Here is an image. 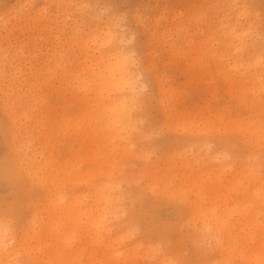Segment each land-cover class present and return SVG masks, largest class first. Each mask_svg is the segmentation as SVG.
<instances>
[{
    "label": "rangeland",
    "instance_id": "374dc122",
    "mask_svg": "<svg viewBox=\"0 0 264 264\" xmlns=\"http://www.w3.org/2000/svg\"><path fill=\"white\" fill-rule=\"evenodd\" d=\"M69 3L115 4L128 18L139 57L134 71L149 88L142 107L131 112L134 125L127 124H139L142 136L130 132L124 143H113V134L97 129L104 123L98 110L99 116L93 115L101 124L93 125H100L95 128L100 136L94 147L78 127L86 117L76 89L61 91L47 84L50 72H42L48 63L55 66L53 54L79 67L64 29L77 22L69 20L70 13L78 11L80 18L89 13L60 7ZM20 5L48 10L42 16L39 7ZM262 17L264 0H0V90L10 85L14 100L27 91L30 74H37L39 84L35 94L18 98L31 99L22 110L33 121L20 117L16 126L0 93V208L16 203L22 209L13 226L16 240L23 241L17 259L33 264H166L178 256L183 264H245L258 255L260 239L253 233L260 230V179L258 172L250 177L244 161L249 152L259 155V137H245L246 148L235 153L240 161L235 168V161L220 154L228 136L253 121L258 124L264 111L259 72L249 69L259 60ZM253 32L256 41L242 38ZM209 122L215 140L196 139L202 129L194 125ZM25 140L30 147H24ZM37 159L49 166L42 182L34 178L35 168L18 169L15 178L4 174L6 162L16 166ZM100 188L110 191V199L114 196L111 207L116 210L107 215L97 238L73 216L80 203L89 207L94 202L91 195ZM226 219L231 221V246H204L194 238L209 226L223 231ZM111 240L116 245L108 249L105 243ZM114 250H122L121 260L115 261Z\"/></svg>",
    "mask_w": 264,
    "mask_h": 264
},
{
    "label": "snow or ice",
    "instance_id": "6c2138e0",
    "mask_svg": "<svg viewBox=\"0 0 264 264\" xmlns=\"http://www.w3.org/2000/svg\"><path fill=\"white\" fill-rule=\"evenodd\" d=\"M40 9L41 14L48 10L44 5H20L21 9L35 10ZM54 7V6H53ZM62 8L86 10L89 15L80 18L79 12L69 14V20L76 19V24L71 27H65L64 35L68 36L70 41L79 45L76 50L81 48L88 52L92 58L90 66L82 73H79L81 83L88 89L107 88L108 92L104 98V104L108 107H102L100 116L102 120L108 121V126L113 133V143H124L127 135L131 132L133 137L142 136L143 133L139 124L129 128L125 125L128 111L138 110L142 107L141 101L148 92L149 85L142 75H137L134 71L139 65L138 52L135 50V37L128 33L129 22L126 15L121 14L120 9L115 4L87 3V4H68L60 5ZM230 7V6H224ZM237 9L239 5L235 6ZM257 38L256 34L246 33L245 39ZM259 43L261 45L258 61L249 65L253 72H259L258 85L260 89V102L264 105V17L259 26ZM59 71V68L57 69ZM123 96L122 101L118 100L115 104L111 103L113 97ZM10 102L6 97V103ZM194 128H200L202 131L195 137L204 142L214 141L215 134L211 131V122L207 124L194 125ZM257 136L260 142L259 155L249 152L248 158L244 161L247 171L251 176L257 174L260 179L259 198L261 213L259 216L260 230L253 233V237L259 236L260 245L258 255L253 259L246 261L245 264H264V111L261 113L259 123L255 121L249 123L240 132H234L226 138L227 148L220 155L226 156L229 161H235L233 167L239 166L240 161L235 159V153L246 148L245 137ZM31 141L25 140L24 147H30ZM23 152V147L21 148ZM259 162L258 169L256 162ZM25 167L37 169L34 177L37 180L47 178V168L49 167L42 159L35 161L22 160L16 166H9L6 162L4 174L6 177L15 178L18 169ZM22 209L16 203H5L0 208V247L7 249L6 241H9L16 234L13 226L20 222ZM134 212V209H133ZM229 219L225 220L223 231H213L207 228L194 235L204 246H213L216 243L228 244L231 246L233 241L228 234ZM238 243V242H237ZM160 251H163L161 247ZM4 264V261H0ZM8 264H33V262L14 260ZM166 264H183L181 258L174 257L166 261ZM224 264H240L238 261L227 260Z\"/></svg>",
    "mask_w": 264,
    "mask_h": 264
},
{
    "label": "bare ground",
    "instance_id": "6f19581e",
    "mask_svg": "<svg viewBox=\"0 0 264 264\" xmlns=\"http://www.w3.org/2000/svg\"><path fill=\"white\" fill-rule=\"evenodd\" d=\"M64 1H67V0H64ZM71 3H72V0H71ZM70 4V3H69ZM83 9H81V11H82ZM84 11V10H83ZM82 11V12H83ZM85 13H86V11H85ZM42 16H44V13L42 14ZM251 24H248V29H247V31L251 28H249V26H250ZM252 26V25H251ZM251 32V31H250ZM242 34V33H241ZM240 35V34H239ZM243 35V34H242ZM241 35V36H242ZM236 36V34L235 35H233V37H235ZM238 36V35H237ZM243 36H245V35H243ZM242 36V38L243 39H245L244 37ZM236 38V37H235ZM242 38L240 37V39L239 40H242ZM230 40V39H229ZM233 40H234V38H233ZM239 40H238V42H239ZM247 40V39H246ZM245 40V41H246ZM253 40L254 39H252V41H250V42H253ZM190 41V40H189ZM188 41V42H189ZM232 41V40H231ZM230 41V42H231ZM237 41V40H236ZM236 41H234L235 43H237ZM248 41H249V39H248ZM254 41H256V40H254ZM229 42V44H231V45H229L230 47L232 46V42L230 43ZM234 42H233V44H234ZM243 42V41H242ZM240 43V42H239ZM246 43V42H245ZM248 43V42H247ZM255 43V42H254ZM238 44V43H237ZM242 43H240V45H241ZM251 44H253V43H251ZM236 45V44H235ZM235 45L233 46L234 47V49L235 50H237V48H239L238 46L239 45H237L236 47H235ZM242 45H244V44H242ZM256 45H257V43H256ZM252 46V45H251ZM72 47H75V51L76 52H74V53H72V57H73V62H75V63H78L77 65H79V67L78 68H76L75 67V65L74 64H72V63H70L69 65H68V63L67 62H65V60H66V58H64L63 57V55H57V54H53V57L55 58V60H56V63H55V66L53 67L52 65H50L49 63L48 64H46V69H45V71L44 72H42V74H45V73H47V72H50L49 74V76H47V79H46V81H47V84L48 85H51V86H53L54 88L56 87L58 90H61V91H66V89L67 88H69V87H71L72 89H76V94H78V97H77V99H78V101H80V104L82 105V107L84 108V110H85V112H84V115H85V117H86V119L84 120L85 122L84 123H86V124H88V125H78V127H79V129H80V131L82 132V135L83 136H85L86 138H89L90 139V141L92 142H90L91 144H93V146L95 147V146H97V144H98V142H99V136L100 135H98L99 134V132L101 131V132H106V133H111V134H113L112 132H111V130H110V128H109V126H108V121L107 120H104L103 122V125H102V127L100 126V128L101 129H99V128H97V127H99V126H97V125H93L95 122L94 121H96V124H97V122H99L101 119H94V117H96V116H99L100 115V113H98L99 115H97V112H98V110L100 111L101 110V108L102 107H104V108H106V107H108V105H106V104H104V98L101 96V93H104L105 95L107 94V92H108V89L107 88H100V89H88V88H86L82 83H81V78L79 77V73H82V72H84L89 66H90V64H91V62H92V58H91V56H90V54L88 53V52H86L85 50H83L82 48L79 50V51H77L76 49L77 48H79V45L78 44H76V43H74V42H72ZM232 47V48H233ZM253 47H255V45L253 46ZM10 63H12V62H10ZM29 68H31V67H29ZM59 68V72L56 74V72H54L55 70H57ZM28 72H26V74H27ZM136 73V72H135ZM138 73V72H137ZM3 75H1L0 74V77H2ZM19 77V76H18ZM36 77H37V74H30L29 75V77H28V80H29V83H28V88H27V91H23V93L18 97V98H20V97H24V96H26V93L28 94V96H32L33 94H35V92L37 91L36 89L35 90H33V88H35L36 86H39V84H37V82H36ZM59 77H61L62 78V80H61V82H60V84L59 85H55V83H56V81H57V79H59ZM24 80V79H23ZM25 80H27V78H25ZM23 84V83H22ZM0 93H2L3 94V96H5V100H4V103H5V107L6 108H8L10 111H11V113H10V118H12V122H14V125L16 126L17 125V121L19 120V118L20 117H24V118H26V121H33V116L32 115H30V114H27V113H25L22 109H23V106L25 105V104H27V102H29L31 99H29V97L28 98H25L24 100H20L19 102H18V98L16 99H14V100H10V96L12 95V93H13V90H12V88L10 87V85H8L7 86V88L5 89V90H0ZM92 94H94L95 96L94 97H92ZM6 97L7 98H9V100H10V102H8V103H6ZM124 99V97L123 96H120V97H113L112 98V100H111V103L112 104H115L118 100H120V101H122ZM37 109H38V107H36ZM48 108V106H46V107H43V109L41 108V110L40 111H42V114L44 113V111L46 110ZM17 109H20L21 111H18ZM94 112H96V116H94L93 114H94ZM132 112V110L130 109L129 111H128V113H127V116H126V120H125V123L127 124V123H130V122H132V116H133V114L131 113ZM131 114H132V116H131ZM97 118V117H96ZM99 118H101V116H99ZM97 120H99V121H97ZM100 124H101V122H99ZM133 123V122H132ZM125 124V125H126ZM95 126V127H93V126ZM128 125V124H127ZM126 125V126H127ZM133 125H134V123H133ZM90 128H89V127ZM97 126V127H96ZM129 126V125H128ZM131 127H133V126H131ZM130 126H129V128H131ZM89 128V129H88ZM95 128H97L98 130H100L99 132L95 129ZM19 129V128H18ZM52 129V128H51ZM78 130V129H77ZM17 131H15V133L13 134V139H14V141H17L18 139V136H17V133H16ZM46 133V132H45ZM110 134V135H111ZM101 135H103V133L101 134ZM105 136H106V134H104ZM109 136V135H108ZM111 137V136H110ZM111 138H113V135H112V137ZM19 146V145H18ZM17 146V147H18ZM34 172V171H33ZM32 174V173H31ZM34 176H36V173L34 174ZM33 176V177H34ZM38 181H40V182H42L41 180H38ZM112 183V182H111ZM108 184V183H107ZM110 184V183H109ZM51 184H50V182H49V184H48V186H50ZM106 186V185H105ZM96 188H98V187H96ZM48 189H49V191H50V188L48 187ZM105 190V189H104ZM104 190H103V188H100V189H96V190H94V192L92 193V198H93V200H94V202L89 206V207H83L82 206V204L83 203H80V205L79 206H77L76 207V210H74V213H75V215L73 216L74 217V219L75 220H78L79 219V221H80V223L82 222L83 223V225H85V226H83V229H84V227H86V233H94L95 235H96V237L98 238V236H101V234H100V232H101V230H103V228L105 227V220L106 219H109V218H107V215L109 214V213H111V212H113V211H115L116 209V207H115V205H114V210L112 209V207H111V204L113 203V202H111V200L112 199H115L114 198V196H112L113 198L112 199H110V197H109V195H108V193L110 192V191H108V193H105L104 192ZM107 190H108V188H107ZM106 190V191H107ZM255 192V191H254ZM112 194L111 195H113L114 193H113V191L111 192ZM116 193V192H115ZM247 194H249V193H247ZM255 195V194H254ZM256 196V195H255ZM89 196H87L84 200H86L87 198H88ZM115 197H117L116 195H115ZM121 197V196H120ZM105 198V199H104ZM48 199L49 200H53L52 199V194H50V192H49V197H48ZM251 199V198H250ZM74 200H78V199H76V197H75V199ZM117 200V199H116ZM105 202V205L102 207H99V204L101 203V202ZM118 203V202H117ZM226 203V202H225ZM114 204H115V202H114ZM195 205V204H194ZM189 206V205H188ZM198 206V205H197ZM197 206H196V209H197ZM117 208H119V207H117ZM190 208H191V206H190ZM201 208V207H200ZM195 209V208H194ZM213 209V208H212ZM211 209V211H214V209L212 210ZM229 209V208H228ZM227 209V210H228ZM193 210V209H192ZM201 210V209H200ZM199 210V211H200ZM118 211V210H117ZM191 211V210H190ZM198 211V210H197ZM193 212V211H192ZM206 212V211H205ZM114 213H117L118 214V212H114ZM114 213H112V214H114ZM200 213H202V212H200ZM212 213V212H211ZM198 214V213H197ZM203 214V213H202ZM110 215V214H109ZM113 217H114V215H112ZM204 216V215H203ZM209 216V215H208ZM202 217V216H201ZM204 217H206V216H204ZM209 217H211V216H209ZM209 217H207V218H209ZM216 217V216H215ZM111 218V217H110ZM85 219V220H84ZM202 219H204V218H202ZM220 219V218H219ZM219 219H218V221H219ZM111 220V219H110ZM201 220V219H200ZM209 220V219H208ZM213 220V219H212ZM216 220V219H215ZM214 220V221H215ZM239 220V219H238ZM237 220V222L239 223L240 221H238ZM242 220V219H241ZM217 221V222H218ZM221 221V220H220ZM203 222H205V221H203ZM210 222V221H209ZM216 222V223H217ZM77 223V222H76ZM210 223H212V222H210ZM215 223V224H216ZM221 223V222H220ZM242 223V222H241ZM202 224L203 223H201L200 225L202 226ZM223 224V223H222ZM209 225H211V224H209ZM214 225V224H213ZM217 225V224H216ZM82 226V225H81ZM107 226V225H106ZM205 226H208V225H204V227ZM204 227H202V228H204ZM216 227V229H217V226H215ZM215 227H212V228H215ZM208 228H210V226L208 227ZM165 229V228H164ZM85 230V229H84ZM106 230V229H105ZM215 230V229H214ZM164 231V230H163ZM106 232H107V234H109L110 233V228H108L107 227V230H106ZM229 232V231H228ZM104 233V232H103ZM34 235L36 234V235H38V233L37 232H34L33 233ZM105 234V233H104ZM103 234V235H104ZM252 234V233H251ZM25 235H31V233L30 232H26V234ZM87 235H89V234H87ZM237 234H235V236H236ZM239 236H240V234H239ZM241 237V236H240ZM249 237V236H248ZM251 237V236H250ZM94 238V237H93ZM97 238H94V239H96L97 241L99 240V239H97ZM235 238V237H234ZM236 238H238V237H236ZM242 238H244L243 236H242ZM241 238V239H242ZM240 239V240H241ZM244 239H242V241H243ZM246 240H247V238H246ZM12 241H16V243L14 244V243H11ZM255 241V240H254ZM253 240H252V242H254ZM6 243H7V249L5 250V248H3V247H0V261H4V264H8V262L9 261H14V260H18L17 259V257H16V254H17V251L20 249V248H22V243H23V241H22V239L21 240H16V237L15 236H13V238L11 239V240H9V241H6ZM255 243V242H254ZM17 244L19 245V246H17ZM107 246V248L109 249V248H112V247H114V245H116V241L115 240H111L110 242H107V243H105ZM221 244V243H220ZM118 248V247H117ZM255 248V247H254ZM113 249H115V248H113ZM115 250H117V249H115ZM113 251V255L114 256H117L118 258H116L115 259V261L117 260V261H119V259L121 260V256H122V250H118V251ZM222 250V249H221ZM111 253V252H110ZM15 254V255H14ZM112 254V253H111ZM104 256V255H103ZM113 256V257H114ZM117 263V262H116ZM115 263V264H116ZM122 264V263H121Z\"/></svg>",
    "mask_w": 264,
    "mask_h": 264
}]
</instances>
